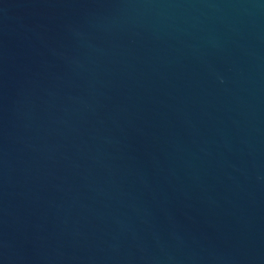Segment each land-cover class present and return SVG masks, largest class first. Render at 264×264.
Instances as JSON below:
<instances>
[{"label":"water","instance_id":"1","mask_svg":"<svg viewBox=\"0 0 264 264\" xmlns=\"http://www.w3.org/2000/svg\"><path fill=\"white\" fill-rule=\"evenodd\" d=\"M0 264H264V0H0Z\"/></svg>","mask_w":264,"mask_h":264}]
</instances>
